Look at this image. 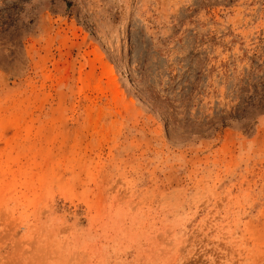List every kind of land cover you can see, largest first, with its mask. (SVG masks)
Returning a JSON list of instances; mask_svg holds the SVG:
<instances>
[{"label": "rangeland", "instance_id": "374dc122", "mask_svg": "<svg viewBox=\"0 0 264 264\" xmlns=\"http://www.w3.org/2000/svg\"><path fill=\"white\" fill-rule=\"evenodd\" d=\"M0 264H264V0H0Z\"/></svg>", "mask_w": 264, "mask_h": 264}]
</instances>
